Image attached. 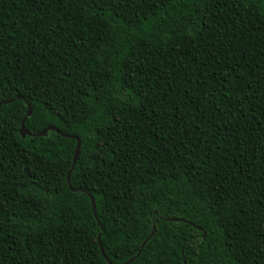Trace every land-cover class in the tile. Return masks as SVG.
<instances>
[{
	"label": "trees",
	"instance_id": "obj_1",
	"mask_svg": "<svg viewBox=\"0 0 264 264\" xmlns=\"http://www.w3.org/2000/svg\"><path fill=\"white\" fill-rule=\"evenodd\" d=\"M5 102L0 264H264V0H0Z\"/></svg>",
	"mask_w": 264,
	"mask_h": 264
},
{
	"label": "water",
	"instance_id": "obj_2",
	"mask_svg": "<svg viewBox=\"0 0 264 264\" xmlns=\"http://www.w3.org/2000/svg\"><path fill=\"white\" fill-rule=\"evenodd\" d=\"M9 102H5V103H1V105H4V104H7ZM27 108H28V112H27V115L25 116L24 120L22 121L21 123V127H20V135L21 137L24 139L26 136H29L28 132L26 131L25 129V125H24V122L27 118H29L31 116V108L27 105ZM51 131V132H54V133H58L57 130L54 128V127H49L47 128L46 130L42 131L41 133H38L36 135V137H46L48 132ZM64 138H70V139H73V137H70V136H65L63 135ZM79 151H80V141L78 139H76V147H75V151H74V157H73V163H72V167H71V170L69 171L68 175H67V185L69 187V190L72 191V192H76L77 190H74L72 189L71 185H70V175H71V172L76 164V161H77V158L79 156ZM90 199V203H91V207H92V212H93V215H94V218L97 220V214H96V209H95V202H94V199L90 196L89 197ZM98 225H100L98 223ZM147 242V241H146ZM145 242V243H146ZM145 243L142 245V248L143 246L145 245ZM98 245H99V248H100V253L102 255V257L108 261L107 257L105 256L104 254V251L102 249V245L100 243V240L98 239ZM141 253V251L138 252L137 256ZM133 259H131L128 263H131ZM127 263V264H128Z\"/></svg>",
	"mask_w": 264,
	"mask_h": 264
}]
</instances>
